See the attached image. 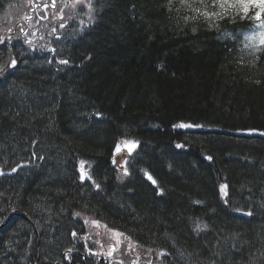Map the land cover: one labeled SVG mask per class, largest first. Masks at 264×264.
<instances>
[{
	"label": "trees",
	"instance_id": "trees-1",
	"mask_svg": "<svg viewBox=\"0 0 264 264\" xmlns=\"http://www.w3.org/2000/svg\"><path fill=\"white\" fill-rule=\"evenodd\" d=\"M72 1L23 34L50 0H0V264H96L76 213L128 237L124 264H264V138L237 134L264 133L252 13ZM129 140L121 177L113 150Z\"/></svg>",
	"mask_w": 264,
	"mask_h": 264
},
{
	"label": "snow or ice",
	"instance_id": "snow-or-ice-1",
	"mask_svg": "<svg viewBox=\"0 0 264 264\" xmlns=\"http://www.w3.org/2000/svg\"><path fill=\"white\" fill-rule=\"evenodd\" d=\"M204 0H201V3H203ZM219 5L221 9L225 8V5H233V6H240L243 9L244 13H248L250 7H253L255 9H257V14L255 16V19L257 20H261V15L260 13H264V0H212V7H215V5ZM204 15L209 18L210 20L213 17H216L217 19L219 18H223L222 15L220 13H217L215 11L212 12H205ZM231 18V17H229ZM63 26V25H61ZM0 43H3V40L0 39ZM260 44L264 45V32L260 33ZM61 63H67V61H61ZM11 64L14 65L15 61H11ZM180 127H190V125H180ZM116 150L119 151L120 148L119 146L116 147ZM132 148L129 147V151H131ZM208 159H211V157H208ZM83 165L84 162L81 161V169H83ZM82 178H83V173H82ZM150 180H152V177L149 176L148 177ZM152 183H156L155 180H152ZM224 188H226L227 186H223ZM77 216H79V213H76ZM95 223H99L98 221ZM206 227V226H205Z\"/></svg>",
	"mask_w": 264,
	"mask_h": 264
},
{
	"label": "water",
	"instance_id": "water-1",
	"mask_svg": "<svg viewBox=\"0 0 264 264\" xmlns=\"http://www.w3.org/2000/svg\"><path fill=\"white\" fill-rule=\"evenodd\" d=\"M182 128L183 129H190L191 127H182ZM238 134L239 135H242V136H255V135L264 136L263 133L258 132V131L239 132ZM137 146H138V144L137 143H134V142H129V143H126V144L119 145L120 150L117 151L115 149L114 154H117L118 152H120L122 150H127L129 153H132L136 149ZM129 147L132 148L131 151H129Z\"/></svg>",
	"mask_w": 264,
	"mask_h": 264
},
{
	"label": "bare ground",
	"instance_id": "bare-ground-1",
	"mask_svg": "<svg viewBox=\"0 0 264 264\" xmlns=\"http://www.w3.org/2000/svg\"><path fill=\"white\" fill-rule=\"evenodd\" d=\"M79 218H82L80 215L78 216ZM66 255H72L73 254V252H71L70 250H68V251H66V253H65ZM39 255H41V253H39ZM56 257V256H55ZM68 257V256H67ZM69 257H71V256H69ZM39 258H40V256H39ZM57 258V257H56ZM72 258L73 257H71V260H72ZM52 262H53V264H54V260H51ZM91 264H95L94 262L93 263H91ZM96 264H104V263H101V262H99V263H96Z\"/></svg>",
	"mask_w": 264,
	"mask_h": 264
},
{
	"label": "rangeland",
	"instance_id": "rangeland-1",
	"mask_svg": "<svg viewBox=\"0 0 264 264\" xmlns=\"http://www.w3.org/2000/svg\"><path fill=\"white\" fill-rule=\"evenodd\" d=\"M76 1H84V0H76ZM69 2H73L72 0H69ZM261 32H264V28L261 30ZM260 32V33H261ZM124 159V157L123 156H121L120 157V161H122ZM147 254L150 256L151 255V253L150 252H148L147 251ZM149 256H147L146 254H145V258H148Z\"/></svg>",
	"mask_w": 264,
	"mask_h": 264
}]
</instances>
